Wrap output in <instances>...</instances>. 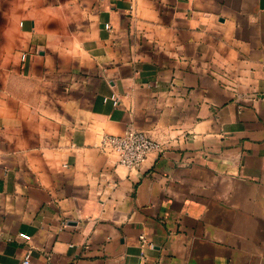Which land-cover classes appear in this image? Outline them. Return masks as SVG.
<instances>
[{"label": "crops", "instance_id": "0c3cea01", "mask_svg": "<svg viewBox=\"0 0 264 264\" xmlns=\"http://www.w3.org/2000/svg\"><path fill=\"white\" fill-rule=\"evenodd\" d=\"M128 128L160 144L135 168L101 148ZM26 255L264 264V0H0V264Z\"/></svg>", "mask_w": 264, "mask_h": 264}, {"label": "built area", "instance_id": "2783aa9c", "mask_svg": "<svg viewBox=\"0 0 264 264\" xmlns=\"http://www.w3.org/2000/svg\"><path fill=\"white\" fill-rule=\"evenodd\" d=\"M105 100H111L115 106L120 104L119 97L112 94ZM101 148L117 155L121 165L135 168L144 163L148 155L160 148V144L146 133L132 128L121 134H106L101 141ZM30 239L27 235H22ZM23 264H30V255H26Z\"/></svg>", "mask_w": 264, "mask_h": 264}]
</instances>
